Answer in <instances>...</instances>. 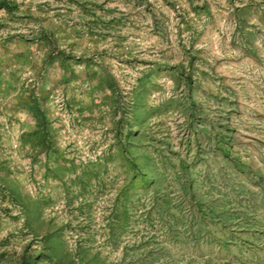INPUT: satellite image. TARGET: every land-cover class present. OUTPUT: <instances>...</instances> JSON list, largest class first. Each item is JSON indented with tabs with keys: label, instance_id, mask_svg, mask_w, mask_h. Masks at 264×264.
Returning <instances> with one entry per match:
<instances>
[{
	"label": "rangeland",
	"instance_id": "374dc122",
	"mask_svg": "<svg viewBox=\"0 0 264 264\" xmlns=\"http://www.w3.org/2000/svg\"><path fill=\"white\" fill-rule=\"evenodd\" d=\"M0 264H264V0H0Z\"/></svg>",
	"mask_w": 264,
	"mask_h": 264
}]
</instances>
